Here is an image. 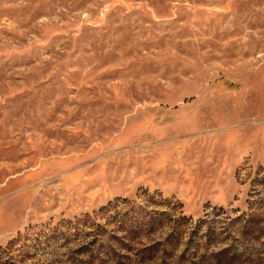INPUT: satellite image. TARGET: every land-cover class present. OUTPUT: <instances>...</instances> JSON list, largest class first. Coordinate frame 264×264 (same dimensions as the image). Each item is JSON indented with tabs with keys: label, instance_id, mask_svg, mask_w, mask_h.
Masks as SVG:
<instances>
[{
	"label": "rangeland",
	"instance_id": "rangeland-1",
	"mask_svg": "<svg viewBox=\"0 0 264 264\" xmlns=\"http://www.w3.org/2000/svg\"><path fill=\"white\" fill-rule=\"evenodd\" d=\"M0 264H264V0H0Z\"/></svg>",
	"mask_w": 264,
	"mask_h": 264
}]
</instances>
